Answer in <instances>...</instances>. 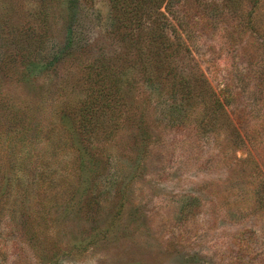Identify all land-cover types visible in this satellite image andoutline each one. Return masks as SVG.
I'll list each match as a JSON object with an SVG mask.
<instances>
[{
  "label": "rangeland",
  "instance_id": "374dc122",
  "mask_svg": "<svg viewBox=\"0 0 264 264\" xmlns=\"http://www.w3.org/2000/svg\"><path fill=\"white\" fill-rule=\"evenodd\" d=\"M203 3L217 8L206 32L183 10L179 39L149 0L131 26H116L114 0H0V92L18 109L39 101L43 131L0 140V176H11L0 180V264H264V0ZM157 27L179 51L149 81L134 58L141 46L149 61ZM110 55L109 103L79 125L80 102L102 88L89 66ZM230 69L242 93L209 107L203 77L219 91Z\"/></svg>",
  "mask_w": 264,
  "mask_h": 264
},
{
  "label": "trees",
  "instance_id": "16d2710c",
  "mask_svg": "<svg viewBox=\"0 0 264 264\" xmlns=\"http://www.w3.org/2000/svg\"><path fill=\"white\" fill-rule=\"evenodd\" d=\"M141 1L142 0H138V2L132 6V3L134 2V0H114V6L112 8V16H113V20L116 26H121L124 24H126L127 26H131L132 25L131 21H133L134 19L138 20L139 14L141 13L140 16H142L143 14L142 11L145 12L144 11L145 8L144 9L140 8ZM149 1L153 3V6L157 7V10L154 8L153 9L149 8L147 9L148 11L146 12L152 15V13H154L155 11L157 12V14L162 16L167 22L169 20L168 17L172 16V19H174L175 21L171 22L169 20L168 23L174 28V31L177 32L176 37L179 39L182 36H181L179 29L177 28V24L179 26L184 24L182 21L183 17L180 16L179 13L187 9L193 10V13H191L189 18H186L185 21L191 27L196 26L198 28L197 30H200L201 32H206V30H203L204 29L203 26L209 25L210 19H209V16L205 14V10L206 9H209V10L217 9L213 7L214 6L213 3H205V4L203 3L202 4L203 0H181V1L178 0L177 4L173 6L174 9H171L170 8V5H172L171 0H168L165 4V9L163 11L161 10V7L163 6L165 0H149ZM166 12H168L170 16H168ZM199 12H201L200 15H199ZM196 15H198V17L195 19L194 16ZM191 17H193L194 21L191 19ZM157 20H158V27L162 28L164 23L162 22L161 19L160 20L157 19ZM158 27L155 28L154 32H152L151 37H149L148 35L146 37L147 49L152 50V53H155L157 57L155 54L152 55L151 53L149 55L150 57L149 61L146 59L140 61L138 58L143 59V56L145 55L142 52L143 50L141 49V46H140L139 49H137L136 57L134 58V61H135L134 66L135 65L137 66V62L145 61L146 66L144 67L143 74L149 81H156V80L160 81V79H162L161 73H160V76L151 75L150 72L152 71L150 70V67L153 66L154 69L158 70L161 65L168 63L167 61L169 60V58L174 57L175 54H177V52L179 51V48L177 47L174 48L173 47L174 43L172 45V43L168 41L169 38L165 34L163 35V33L159 31ZM133 37L134 36H132L131 38ZM28 39L31 44H32L31 41L35 42V49L40 47L41 43L44 41L42 34L34 35V37H31ZM137 40L139 41L140 39H137ZM35 49L32 50L31 52H34ZM38 52L39 51H37V53ZM20 56L22 59H25L24 58L25 55L21 54ZM118 56H111V55L101 56V58L97 59L96 61L90 64L89 73L87 75L89 77V81L91 80V84L93 83L94 85H96V83L98 84L101 81L102 88L100 87L98 88V90L92 89V91L94 90L95 92L87 93L86 95L87 99L80 102V105L76 112V115H77L76 118H81L82 120L78 122L79 125L81 122L87 123L94 116L90 114L88 110L92 107L93 103H99L102 101L109 103L108 98L110 96L105 91L107 88L105 83L109 77H112L114 75L113 74L114 71H112L113 70L112 68L116 65L117 66L119 65V61L116 58ZM127 60L130 61L131 59L128 58ZM232 71H233L232 69L228 70L229 73L225 75L223 84L220 86L219 91H217L215 87L211 85V83L209 84L208 79H206V76L203 77L204 78L203 83L205 84V86L201 88L198 87V91L200 94H204L205 96L209 97L210 99L209 107H213L215 109L224 108L225 105H231L232 103H234L233 100L236 101L240 93H242L241 91L243 90V88L238 83H241L242 81H244V76L240 78L239 81H236L235 79H237L236 77L237 74L233 73ZM171 74L172 73L169 74L167 72L166 78L169 79L168 77H170ZM162 77H164L165 79V76H162ZM258 77H263V74H260L259 71L256 74V78ZM0 87H1V84H0ZM263 87L260 86V88L258 89V92L262 91ZM116 91H118V89H116ZM48 93H49V90L45 92L44 95H47ZM11 99H12L11 95L3 94V92H0V131H1L0 140L5 141V139H7V138H1L2 134H4L3 136L12 134V136L14 137H9V138L14 139V142L17 141L19 143V141L23 142L24 140H29L32 138L33 139L37 138V142H40L41 139H43L41 138V133L43 131L41 130V128H40V131L39 129H37L38 126L40 125V122L36 118L37 111H38V109L36 108V104H38L39 101L33 102L34 104L27 105L26 107L27 109H22L23 105H21L18 109V106L16 105V103L14 104V102L11 101ZM44 100L45 99H43L42 101ZM21 102L22 101H20V103ZM235 120H236L237 126L239 128H243L244 131H246V128H245L246 118L245 117H242V118L235 117ZM16 126H21L22 128L17 132L14 130ZM234 130H235V133L233 134L234 135L233 137L236 140L243 141L244 138H241L240 136L242 131L241 130L238 131L236 129ZM45 138H51V136L45 135ZM9 150L11 151L10 148ZM13 171H14V168H12L10 172L12 173ZM4 174L7 175V180L11 178V176H8V171L3 173L1 176H4ZM1 176H0V180L4 179V177L1 178ZM0 205L2 206L3 203Z\"/></svg>",
  "mask_w": 264,
  "mask_h": 264
}]
</instances>
